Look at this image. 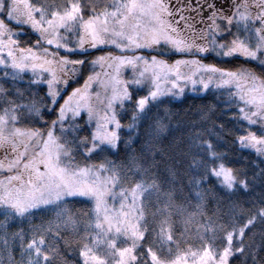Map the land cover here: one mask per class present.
I'll return each mask as SVG.
<instances>
[{"label": "snow or ice", "instance_id": "snow-or-ice-1", "mask_svg": "<svg viewBox=\"0 0 264 264\" xmlns=\"http://www.w3.org/2000/svg\"><path fill=\"white\" fill-rule=\"evenodd\" d=\"M0 17V264H54L58 250L55 244H46V237L53 234V228L58 237L60 224L31 221L42 213L55 212L57 220L74 226L64 207L68 198L93 203L94 220L89 227L94 235L81 252L85 264H182V257L166 260L153 246H142L149 231L146 202L153 195L162 194L169 202L173 196L172 190L162 192L158 173L164 161L158 139L168 130L167 125L152 117L150 105L163 96L183 95L187 84L193 90L198 84L203 90L210 86L227 88L228 103L236 105L238 113L232 119L257 129L237 137V143L264 157V0H231L227 6L218 0H112L104 6L89 3L83 7L79 0H65L63 4L0 0ZM5 20L35 32L31 46L22 44L25 33L13 31ZM89 49L106 54L91 60L70 58L91 56ZM113 49L118 54L113 55ZM141 51L146 55L138 54ZM176 55L186 58L170 62ZM210 56L224 63L242 59L246 64L255 63L261 71L204 63ZM89 65L93 74L88 75L83 88L62 95L69 82ZM96 66L110 70L104 80L95 73ZM123 68L132 69L131 80L121 78ZM28 72L31 76L25 82L23 74ZM94 82L100 91L93 94L89 89ZM21 83L26 86L20 87ZM146 83L151 85L148 94L136 95V89ZM40 85L47 86L44 98L32 91ZM49 113L56 119L44 120ZM128 116L129 131L143 128L146 140L140 149L143 163L134 156L130 166L138 180L112 161L89 163L118 147L121 120ZM26 124L32 126H20ZM90 127L94 131L85 136L84 130ZM219 127L223 131V126ZM192 148L197 150L188 153L192 157L190 167L198 170L199 178L192 180L195 187L211 177L220 179L233 195L249 193L257 180L264 187V168L254 171L249 179L247 171L226 166L225 154L211 138L197 134ZM163 166L172 172L167 162ZM124 181L131 186L125 188ZM118 185L119 192L115 190ZM196 195L203 199L202 192ZM117 196L119 209L109 207V197L115 200ZM231 210L239 211L243 219L225 230L222 252L213 255L205 248L201 255L189 250L194 260L200 257L199 264H229L234 253H245L246 231L257 223L264 225V194L247 209L234 203ZM24 221L31 225L27 241L22 227L15 233L7 231L13 223ZM203 227L207 230L213 224L210 221ZM156 237L160 250L174 243L170 225H162ZM10 239L20 242L19 261ZM253 260L255 264L254 256Z\"/></svg>", "mask_w": 264, "mask_h": 264}, {"label": "trees", "instance_id": "trees-1", "mask_svg": "<svg viewBox=\"0 0 264 264\" xmlns=\"http://www.w3.org/2000/svg\"><path fill=\"white\" fill-rule=\"evenodd\" d=\"M29 2L35 3L36 0H29ZM48 2L63 4L65 0H48ZM79 3L82 7L89 3L104 6L112 3V0H79ZM85 14H88L86 8ZM5 22L9 23L7 20ZM9 27L13 31H23L25 33L21 40V43L25 46H31V43L35 41L37 34L27 26L21 29L13 22L9 23ZM99 52L102 51L99 50ZM62 54L64 53L62 52ZM178 56H173L170 60L173 61ZM70 58L86 60L88 58L89 60L90 56L81 54ZM166 59L169 58L166 57ZM205 62L230 69L242 66L252 68L257 73L261 71L255 63L246 64L242 59L232 58L231 62L224 63L220 59L210 56ZM86 75L85 70L81 71V74L69 83L70 87L62 91V95L63 92L70 93L75 87L81 85L86 80ZM29 78V74H23V81L26 82ZM19 86L23 88L26 85L21 83ZM148 90L146 87L137 88L135 94L145 96ZM32 91L38 97L44 98L46 97L47 87L40 85ZM228 101V90L210 89L204 93L187 92L180 99L164 96L150 105L152 117L167 125L168 130L158 139V146L164 150V161L161 162L162 166L158 169V173L160 181H163L162 192L172 190L173 196L169 202L162 194L153 195L150 201L146 202L148 206L145 209V220L149 231L145 234V241L142 242V246L144 248L153 246L158 255L166 260L189 254V250L201 254L202 250L207 248L213 254L219 253L226 246L225 230H231L234 223H239L243 219V214L231 210L233 204L235 203L247 209L253 201L259 202L260 196L264 194V187L261 186L259 180L256 181L255 186H252L249 193L237 192L235 195L229 193L222 186L221 180L215 177L208 179L199 188L192 184L193 178L199 177L198 170L190 167L192 157L188 153L197 151L192 148V141L197 134H202L205 138H211L213 143H218V150L225 154L223 163L234 170L243 169L247 171L249 179H251L254 171L258 172L259 169L264 168V163L261 162L264 157L259 156L252 149L242 148L237 143V137L243 135L246 131L252 130V128L249 129L246 122L232 119L238 113L236 105H230ZM58 103H63V100H59ZM43 119L50 122L56 119V116L49 113L44 115ZM155 119L151 123H155ZM121 123L123 127L120 130L121 139L118 147L102 153L99 158L90 160L89 163L101 164L112 161L117 168H123L132 179L138 180L139 175L135 174L130 166L134 156L137 158V162L143 163L140 151L146 143L143 128L129 131L130 116L122 119ZM20 126L31 127L32 125ZM219 126H223V131ZM91 129V127L86 128L84 135L87 136ZM210 132L215 133V135L209 137ZM196 158L201 159L200 156ZM156 159L160 161L161 158L158 155ZM164 162H167L168 168H171V173L163 166ZM152 175H156V173H152ZM123 186L128 188L131 184L129 181H124ZM197 191L203 193V199L197 197ZM64 207L69 210L75 221L74 226H66L57 220L55 212L42 213L39 218H33L31 222L32 224H41L42 222L47 224L52 221L60 224L58 237L55 236V228H53V234L46 237V244H55L58 250L54 264H84L81 255L83 245L90 244L94 233L89 227L94 220L93 204L92 202H80L76 198H68V202ZM0 219H3V217L0 216ZM63 219L66 220L67 217ZM210 221L213 228L205 230L203 226L209 224ZM162 225L165 228L171 226L174 243L165 245L163 250H160L156 233ZM30 226L27 221L13 223L7 231L9 234L15 233L22 227L26 233L25 241H27L30 235ZM149 240L153 241L151 245L148 243ZM19 244L18 240L12 241L10 239V246L17 261L20 260ZM236 245L237 239L234 237V249ZM245 245V253H234L229 257V264H254L253 256L255 257V264H264V225L257 223L254 228L246 231ZM248 246H251L250 250ZM138 250L141 252L140 249ZM141 256H143V252H141Z\"/></svg>", "mask_w": 264, "mask_h": 264}, {"label": "rangeland", "instance_id": "rangeland-1", "mask_svg": "<svg viewBox=\"0 0 264 264\" xmlns=\"http://www.w3.org/2000/svg\"><path fill=\"white\" fill-rule=\"evenodd\" d=\"M1 18V17H0ZM258 26V25H257ZM61 32H63V29H61L60 30ZM72 39L73 40H75V36H73L72 37ZM52 49L50 48V51H51ZM89 51L93 54V56H90V59L89 60H91V59H95L96 58V56H99V55H105L106 54V52H104V51H102L101 53L99 52V49H89ZM62 54V53H61ZM116 54H118V50H115V49H113V55H116ZM138 54H141V55H146V52L145 51H141V52H138ZM63 55V54H62ZM181 58H186V57H181V56H178V57H176L173 61L172 60H170V62H174L176 59H181ZM78 59H80V58H78ZM164 59H166V57H164ZM86 60V59H85ZM87 60H88V58H87ZM204 63H206L205 61H204ZM82 71H84L83 69H82ZM86 72H87V75H86V80H87V77H88V75H92L93 74V67L91 66V65H89L88 67H87V70H85ZM94 71H95V73H99L100 74V79L101 80H104L106 77H105V73H108L110 70L107 68V67H105V68H101V67H99V66H96L95 67V69H94ZM184 71H187V69H184ZM2 72H3V69L2 68H0V77H2ZM25 74V73H24ZM27 74H29L30 76H31V73L30 72H28ZM81 74V72L77 75V76H79ZM132 77H133V71H132V69L131 68H123V69H121V78L122 79H125V80H131L132 79ZM86 80H84L83 81V83L81 84V85H79V86H77V87H75V88H83V86H84V82L86 81ZM73 81V80H72ZM72 81H70V82H72ZM69 82V83H70ZM181 84L183 85V81L181 82ZM165 87H168L169 85H164ZM45 87H47L46 85H45ZM150 88L151 87V85H149V84H144L143 86H141V87H139L138 89H141V88ZM74 88V89H75ZM217 90V88H215L214 86H210L209 87V89L208 90ZM224 89H226V90H228L227 88H224ZM208 90H203L202 89V87L198 84L197 86H196V90H193V88H192V85L191 84H187V85H185L184 86V93H183V95H179V96H172V95H167V96H171V97H174V98H176V99H180V98H182L183 96H184V94H186L187 92H191V93H204V92H206V91H208ZM218 90H223V89H218ZM97 91H100V87H99V85L97 84V83H93L92 85H91V87H90V89H89V92L90 93H95V92H97ZM229 91V90H228ZM232 91L234 92L235 91V89L233 88L232 89ZM148 94V93H147ZM146 94V95H147ZM145 95V96H146ZM164 97V96H163ZM82 118H84V119H86L87 117H86V113H82ZM92 129H91V131H94V127H91ZM251 131H257V129L255 128V127H253L252 128V130ZM259 134V133H258ZM247 149V148H246ZM3 178V174H0V179H2ZM117 192H119V190H120V187H119V185L117 186V188L115 189ZM109 207H115V208H117V209H119V197L117 196L116 198H115V200L113 199V198H111V197H109ZM93 204V203H92ZM93 231V230H92ZM93 235H94V233H93ZM90 244H91V241H90ZM223 251V249H221V251L220 252H222ZM137 252H139V250L137 249ZM201 255H202V253H201ZM213 255H215V254H213ZM178 257H182L183 258V260H182V264H199V261H200V257L199 256H197L196 258H195V260L193 259V257L190 255V254H184V255H181V256H178ZM82 260H83V263L85 264V260H84V257L82 256ZM171 260H175L174 258H172Z\"/></svg>", "mask_w": 264, "mask_h": 264}, {"label": "flooded vegetation", "instance_id": "flooded-vegetation-1", "mask_svg": "<svg viewBox=\"0 0 264 264\" xmlns=\"http://www.w3.org/2000/svg\"><path fill=\"white\" fill-rule=\"evenodd\" d=\"M218 3H225V5H230L231 4V0H218Z\"/></svg>", "mask_w": 264, "mask_h": 264}]
</instances>
